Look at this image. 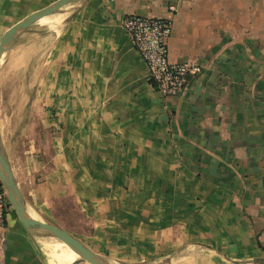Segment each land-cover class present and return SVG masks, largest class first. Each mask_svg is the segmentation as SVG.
<instances>
[{
	"label": "crops",
	"instance_id": "obj_1",
	"mask_svg": "<svg viewBox=\"0 0 264 264\" xmlns=\"http://www.w3.org/2000/svg\"><path fill=\"white\" fill-rule=\"evenodd\" d=\"M51 1L0 0V36ZM130 13L170 18L169 59L202 64L182 92L149 80ZM47 15L24 34L25 125L0 129L27 211L110 264L264 263V0H75ZM50 237L9 204L0 256L90 264Z\"/></svg>",
	"mask_w": 264,
	"mask_h": 264
},
{
	"label": "built area",
	"instance_id": "obj_2",
	"mask_svg": "<svg viewBox=\"0 0 264 264\" xmlns=\"http://www.w3.org/2000/svg\"><path fill=\"white\" fill-rule=\"evenodd\" d=\"M170 9L175 7L170 4ZM126 33L147 66L148 78L164 95L183 91L189 78L202 71L199 61H171L168 57L167 38L172 31L170 18L130 13L122 19ZM9 202L0 179V227L5 223ZM0 264H6L0 256Z\"/></svg>",
	"mask_w": 264,
	"mask_h": 264
},
{
	"label": "water",
	"instance_id": "obj_3",
	"mask_svg": "<svg viewBox=\"0 0 264 264\" xmlns=\"http://www.w3.org/2000/svg\"><path fill=\"white\" fill-rule=\"evenodd\" d=\"M69 1L75 0H53L41 8L32 10L9 25L0 36V69L2 67L5 55L10 51L12 44L19 33L24 31L26 27H28L35 20L47 14L58 11L64 3ZM0 179L2 186L5 189L6 197L10 206L16 212L25 227L32 229H44L47 233L61 240L78 254V257L73 260L74 262L86 260L90 262V264H110L106 258L84 244L80 239H78L65 228L47 220L36 218L27 211L22 199L21 190L13 176L7 156L3 151L1 135Z\"/></svg>",
	"mask_w": 264,
	"mask_h": 264
},
{
	"label": "rangeland",
	"instance_id": "obj_4",
	"mask_svg": "<svg viewBox=\"0 0 264 264\" xmlns=\"http://www.w3.org/2000/svg\"><path fill=\"white\" fill-rule=\"evenodd\" d=\"M44 18L51 17H41L17 35L10 51L5 55L0 69V129L6 141L15 128H22L25 125L24 118L27 112L25 104L34 95L32 83L34 81V59L32 56L28 63L30 67L25 69L24 59L21 55V49L24 48L28 39L24 34L28 33L30 29H37ZM24 84L27 85L25 88ZM50 242L63 245L68 259L74 260L78 257L61 240L50 237Z\"/></svg>",
	"mask_w": 264,
	"mask_h": 264
},
{
	"label": "bare ground",
	"instance_id": "obj_5",
	"mask_svg": "<svg viewBox=\"0 0 264 264\" xmlns=\"http://www.w3.org/2000/svg\"><path fill=\"white\" fill-rule=\"evenodd\" d=\"M62 242V241H61ZM63 243V242H62ZM65 244V243H64ZM66 245V244H65ZM67 246V245H66ZM68 247V246H67ZM68 248H70V247H68ZM70 250L75 254V255H77L78 256V254L73 250V249H71L70 248Z\"/></svg>",
	"mask_w": 264,
	"mask_h": 264
}]
</instances>
